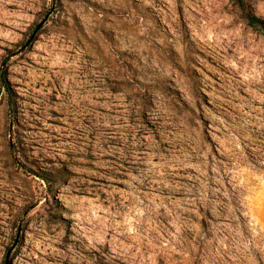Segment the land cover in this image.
I'll use <instances>...</instances> for the list:
<instances>
[{"label":"rangeland","instance_id":"rangeland-1","mask_svg":"<svg viewBox=\"0 0 264 264\" xmlns=\"http://www.w3.org/2000/svg\"><path fill=\"white\" fill-rule=\"evenodd\" d=\"M264 0H0V264H264Z\"/></svg>","mask_w":264,"mask_h":264},{"label":"trees","instance_id":"trees-1","mask_svg":"<svg viewBox=\"0 0 264 264\" xmlns=\"http://www.w3.org/2000/svg\"><path fill=\"white\" fill-rule=\"evenodd\" d=\"M264 26V23H261Z\"/></svg>","mask_w":264,"mask_h":264}]
</instances>
